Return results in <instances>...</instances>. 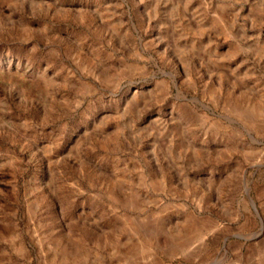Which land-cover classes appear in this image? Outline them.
<instances>
[{"label":"rangeland","instance_id":"obj_1","mask_svg":"<svg viewBox=\"0 0 264 264\" xmlns=\"http://www.w3.org/2000/svg\"><path fill=\"white\" fill-rule=\"evenodd\" d=\"M0 264H264V0H0Z\"/></svg>","mask_w":264,"mask_h":264}]
</instances>
